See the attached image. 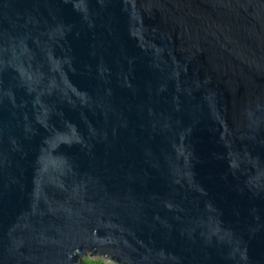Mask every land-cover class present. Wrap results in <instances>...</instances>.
Wrapping results in <instances>:
<instances>
[{
	"label": "water",
	"instance_id": "1",
	"mask_svg": "<svg viewBox=\"0 0 264 264\" xmlns=\"http://www.w3.org/2000/svg\"><path fill=\"white\" fill-rule=\"evenodd\" d=\"M264 264V0H0V264Z\"/></svg>",
	"mask_w": 264,
	"mask_h": 264
},
{
	"label": "rangeland",
	"instance_id": "2",
	"mask_svg": "<svg viewBox=\"0 0 264 264\" xmlns=\"http://www.w3.org/2000/svg\"><path fill=\"white\" fill-rule=\"evenodd\" d=\"M85 257H89L92 260H95V262L99 263V264H117L115 262H112L108 257H102V256H95L92 255L90 252L86 253L84 255ZM84 262V259L82 260V263Z\"/></svg>",
	"mask_w": 264,
	"mask_h": 264
},
{
	"label": "trees",
	"instance_id": "3",
	"mask_svg": "<svg viewBox=\"0 0 264 264\" xmlns=\"http://www.w3.org/2000/svg\"><path fill=\"white\" fill-rule=\"evenodd\" d=\"M83 264H99V263L95 262V260H92L89 257H85Z\"/></svg>",
	"mask_w": 264,
	"mask_h": 264
}]
</instances>
